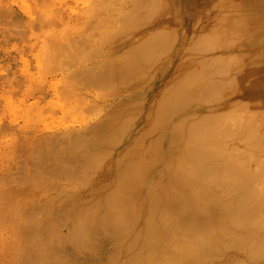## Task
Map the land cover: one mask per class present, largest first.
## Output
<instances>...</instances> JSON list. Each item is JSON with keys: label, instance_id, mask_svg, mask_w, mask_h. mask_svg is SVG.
I'll return each instance as SVG.
<instances>
[{"label": "bare ground", "instance_id": "obj_1", "mask_svg": "<svg viewBox=\"0 0 264 264\" xmlns=\"http://www.w3.org/2000/svg\"><path fill=\"white\" fill-rule=\"evenodd\" d=\"M227 2L226 0H0V6L2 4L5 6L0 10V16L2 14L0 19L7 24L6 26L0 24V27L1 25L6 29L9 27L11 34L18 36L17 31L13 33L14 28V31H11L12 24L9 22V25L7 20H14L12 23L17 22L12 26H17L18 29L23 23L22 20V23L20 21L18 23V17L13 15L10 17L11 10L14 14H22L20 17L25 20L26 24H23L27 25L25 27H28L27 23L30 24L35 20L50 24L52 22V27L44 23L45 28H51L45 31H41L43 29L41 23L39 25L41 30L37 25L39 32H36V28V30L32 29L34 27H31L32 23L30 24L31 29L43 37L45 43L42 42L41 46L43 48L46 44V51L43 49L47 53L50 50H47L48 40L56 39L58 42L59 39L60 44L62 40L64 44L69 41V36L76 35L79 39L86 36L85 29L88 28V32L89 29L94 30L101 41L98 39L97 45L92 46L93 48L87 47L90 51L87 55L84 53L83 57L93 63L78 72H69L73 73L69 76L71 78L69 81H67L69 78L64 76L67 82L63 80L65 82H63L65 84L63 91L73 94L74 97L80 96L82 92H77V87L83 82L86 88L92 87L104 91L103 96L101 91L100 94L95 93L96 97L101 95L97 98L103 99L104 95H109L112 100L111 103L105 104L107 109L105 117L97 123L93 121L94 124L86 129L79 126L80 128L75 127L72 130V127L65 131L64 127L60 134H57L58 130L56 136L52 135L54 137L50 136L51 133H47L48 137L43 138V141L39 138L45 147L40 143L42 151L38 154V160L31 163H36L33 166L37 165L38 171L42 169L41 179L47 175L44 178L48 180L51 177L49 183L51 179L54 180L53 185L50 183L51 188L45 187L47 191L52 189L53 195L51 198L46 194L47 191L46 193L42 191L45 195L41 192L44 198L46 195L47 199L51 198L44 199L47 200L44 201L48 205L47 207L45 205L47 209L40 204L43 201L38 202V205L44 207H41L42 210H46L45 214L39 209L40 205H31L30 202V207L36 206L42 213L39 217L34 214L36 218L42 217L38 222L34 217L30 218L33 215L27 214L29 209H26L25 203L23 211L27 210L26 213L21 207L25 199L30 201L32 188L28 187L25 192L9 194L12 199L20 202L21 205L17 203L16 205L21 214H25L23 220L26 214L32 220L29 223L26 222L28 219L21 220V224L22 221L23 224L28 223V225L24 224L27 226H25L27 230L23 229L25 233H21L20 230L21 234H25L22 235L23 239L27 236V242H21L26 243L28 248L26 252L22 246L26 253L24 252L25 257H22L23 262L20 263L23 250H20V254L19 251L14 250L17 252L11 254L14 264H79L78 260L74 259L76 255L72 256L74 260L68 256L64 257L63 254L68 250L66 247H70L73 254L76 253L78 256L85 254L92 258L101 251V243L105 238L113 242L112 244L110 241L111 245H114V251L110 252L112 256H109V260L107 258L104 264H204L210 259L209 257L211 260L216 257L215 259L219 261L223 256L226 261H231L227 264H264V51L260 52L262 55L259 58H253L256 44L260 39L264 40V26H260L264 24V18H257L261 16L257 11L258 5L252 9V12L244 11L242 8V11L234 17L231 7L236 6V3L227 4ZM238 3L243 7V2ZM246 4L249 8L254 7L252 0H246ZM5 10L10 12L6 13ZM3 12L9 14L7 16L10 20L3 19ZM33 12L37 16L32 15ZM24 28L22 27L23 30ZM27 34L26 31V37L19 35L22 40H27ZM36 34V37H40ZM31 37H34V34L31 33ZM56 40L53 42L56 43ZM93 40L96 39L92 38L90 42ZM86 42L90 43L88 40ZM262 43L259 42L260 45ZM4 46L2 45L3 48ZM80 49H75L78 55L76 54V57L74 55L73 58V63L81 62L75 65L78 69L87 61L81 58V50L84 49ZM58 50L54 53L51 50L52 54L49 55L53 58L47 57L46 60L40 47L35 50L44 56L43 64H48L47 60L51 61L47 70L46 67H44L45 71H40L43 70L41 67L40 70L37 68L43 76L52 75L54 71L56 74V70L62 69V58L67 56L61 52V49ZM38 56L37 58L42 57L39 54ZM35 60L37 64L41 63L39 59L35 58ZM43 64L39 66H45ZM70 69L67 72L73 70ZM29 76L31 79L32 74ZM46 81L52 80L46 79ZM61 81L59 80L60 83ZM56 82L57 86L51 85L53 86L51 89H54L52 92H55L56 87L57 89L61 87H58L60 83ZM46 87L44 89H47ZM27 88L30 89V86ZM238 89L242 93L237 95L236 99L233 97L234 101L229 102L231 103L229 108L238 104L247 106L241 109L240 106H235L239 110L233 108L234 112L232 110L228 112L229 109H226L228 113H225V110L222 113L229 105H226L228 102L224 105L221 101L223 98L220 97L227 92L231 95V92L235 93ZM230 95L228 97L231 99ZM72 96L70 97L74 99ZM77 97L76 99L79 98ZM82 97L84 101L90 102L86 103L90 105L88 108L93 109L96 103L93 106L90 97ZM228 97L225 99H229ZM23 98L19 100L24 101ZM50 99L53 100L51 97ZM80 99L81 97L79 101H75L76 106L78 102L83 101ZM241 99L247 102L241 104L245 102L240 101ZM207 102L210 105L215 104H212L211 109L204 108ZM59 104L60 107L62 106L60 111H64V106L67 104ZM83 104L84 107L88 106H85V102ZM54 107L57 108L59 105ZM95 108L91 110L93 113L96 112ZM51 111L54 109L51 108ZM193 115L197 116L194 120L187 119V117L194 118ZM2 125L1 123L0 128L6 127L5 124L4 127ZM7 128L0 130L7 133V130L13 126ZM18 142L15 140L14 144L22 146V143ZM30 147H27L29 152ZM40 148L37 149L41 150ZM35 155L32 154V157ZM32 159L30 160L29 157L28 161ZM30 165L28 163L31 170L32 165ZM36 174L39 175L38 172ZM28 175L25 174V180L26 176L28 179L35 178ZM37 178L32 182L30 180V183L36 181V185L41 188L43 183L40 184ZM44 178L43 180H46ZM25 180L19 183L16 180L17 183L13 184L22 186L26 184V182L22 184ZM1 182L2 180L0 184L3 185ZM43 182H45L43 185H49L46 181ZM3 183L5 184L4 181ZM36 185L34 187L38 189ZM0 198L5 200L3 197ZM16 205L15 208L12 205H9L12 208L7 206V209L10 208L7 212L5 211L7 209L4 210L10 218L13 209H17ZM17 213L19 215V212ZM17 213L15 212L13 217ZM1 214L0 217L4 215ZM38 214L40 213L37 211ZM3 217L0 219L1 222ZM16 221L20 224V220ZM65 227L68 228L67 233H61ZM12 240L15 242L16 238ZM65 249L67 250L64 251ZM14 255L17 256L18 263L15 262L17 259L13 257ZM10 260L11 258L8 259ZM11 262L8 263L13 264ZM210 262L209 264H212L213 261Z\"/></svg>", "mask_w": 264, "mask_h": 264}, {"label": "rangeland", "instance_id": "obj_2", "mask_svg": "<svg viewBox=\"0 0 264 264\" xmlns=\"http://www.w3.org/2000/svg\"><path fill=\"white\" fill-rule=\"evenodd\" d=\"M2 1V0H1ZM225 1V0H224ZM228 1V2H227ZM230 1H232V0H226V2H227V4L229 3V4H234V3H236V6H232L231 8V12H233L234 13V17L239 13V12H241L242 11V8H244V11H251L252 12V9L253 8H255V7H257V5H258V10H257V8L255 9V10H257V11H259V13L258 14H260L261 16L260 17H257V18H264V15H262V14H264V0H252V3H253V6L254 7H250L249 8V5L250 6H252V4L251 3H249V5L248 4H246V0H243V1H241V0H234V1H232V2H230ZM243 2L244 4H243V7L241 6V4L239 5V3L238 2ZM27 3V2H26ZM28 3H29V1H28ZM13 4V3H12ZM246 5H248V6H246ZM4 5L2 4L1 6H0V10H2L4 7H3ZM260 6V7H259ZM262 6V7H261ZM13 7L14 8H16L17 9V7L13 4ZM246 7V8H245ZM14 8H13V10H14ZM6 9V8H5ZM8 10V9H7ZM6 11V10H5ZM10 12V10L7 12L6 11V13H9ZM5 13V14H6ZM3 14H4V12H3ZM5 14H4V17H3V19H5V20H7V19H9L10 20V18H9V16H7V15H9V14H6V16H5ZM20 14L21 13H16V14H14L13 12H12V10H11V12H10V17H12V15L13 16H15L16 18H17V21H18V23H19V21L21 22V20L23 21V23L22 24H20V27H21V25H22V27L24 28L25 26H27V25H23V24H26L24 21L25 20H23V17H20ZM22 15V14H21ZM32 15H36L37 16V14H35L34 12H33V14ZM1 16H2V14H1ZM0 16V17H1ZM15 17H13V18H15ZM33 17V16H32ZM7 18V19H6ZM12 18V19H13ZM18 19H20V20H18ZM31 19V18H30ZM16 20V19H15ZM14 21V20H13ZM12 20L11 21H8L7 20V23L10 25V23L13 25V24H15L16 25V23L17 22H15V23H12L13 22ZM2 22V23H1ZM10 22V23H9ZM32 23V24H31ZM30 24L32 25H30L29 23H27L28 24V27H25L24 28V30L22 29V27L20 28V29H22V30H20V29H18L17 28V26H12V25H10L11 27H12V29H11V31H14L13 30V28L15 29V31L13 32V33H19L22 37L23 36H25L26 35V31H27V35H28V37H27V40H22V37L17 33V35L18 36H16L15 34H11L12 32H10V30H8V29H10L9 27H7V29H6V27H3V25H1V27H0V37H2V38H0V124L2 123L4 126H6V127H4L3 125H2V127H4L5 129L8 127L9 128V126L10 127H12L13 126V128H9V130H7V133H6V131H3L4 130V128H0V129H3V130H0V178H1V176H3V178H1L0 180H2V184L3 185H1L0 184V188H2V189H0V197H3L5 200H2L1 198V202H0V208H2L3 209V211L5 210V209H7L6 207L7 206H11L12 205V207H14L15 208V205H16V203L19 205L20 204V202L18 201V200H16V199H12L11 198V194H13V193H15V192H18V191H22V192H25L26 190H27V188L28 187H30V188H32V190H31V192L32 193H30V201L28 200V199H25L24 200V202L23 203H21L20 205H21V207H23L22 208V211L24 210V208H25V205H26V209H29L28 210V212H27V214H29L30 216H32V217H30L29 215H27L26 214V217H25V220H23L24 219V217L23 216H25V214L23 215V214H21L22 212L17 208V205H16V208L17 209H13V213H11L10 215L12 216V218H10L9 216H8V214H6L5 213V211L7 212V211H9L8 209H10V208H12V207H8V209L7 210H5L4 212L3 211H1L0 212V214L1 213H5L3 216H1L0 217V219H2V217L4 218L3 219V221L1 222V220H0V222H1V224H0V263H2V264H10V263H8V262H13L14 261V259L12 258V256H11V254L13 253V252H15L14 250L16 249V251H19L18 252V254H20V250H23V252L21 251V254L23 255H20L21 257V259L20 260H22V261H19L18 260V258H17V256L16 255H14L13 257H15V259H17L15 262H17L18 263V261H19V263L20 262H23V258L22 257H25V255H24V252H25V250H24V248L26 249V248H28L27 247V245H25L26 243H24L25 241L27 242V236L26 237H24L25 239H23L22 237L25 235V234H21V233H25V231L23 230V229H25L27 226L26 225H28V223L30 222V218H33L34 217V214L36 215V216H41V211L39 212V209H43L44 207H45V205H46V207L48 206L46 203H44V201L46 202L47 200H49V199H51L52 197H51V195H53L52 193V189H48V191H47V189L45 190V187H49L50 186V183H52V185H53V181L54 180H52L51 179V181H50V183L48 182V180L51 178L50 176V178H48V180H47V178H44V177H46V176H44L43 178L44 179H46V180H43V178L41 179V177L43 176V175H40V172H41V174H42V169L40 168V170L41 171H38V167H37V165L34 167L33 165L34 164H36L35 162H34V164L33 163H31V162H33V161H36L37 162V160H38V157H39V153H40V151H42V145H44L43 147H45V144H43V142L41 143L40 141H43L44 139H45V137L47 136L48 137V134L47 133H51V135L50 136H52V135H54V136H56L57 134H60L62 131H63V128L65 129V131L66 130H70V128H72L73 127V129L72 130H74V128L76 127V128H80V127H83V129L85 128L86 129V127H88L89 125H92V124H94V123H92L93 121L95 122V123H97V122H99V121H101L104 117H105V115H106V113H107V109H106V106H105V104L107 105L108 103H111L112 102V100H111V97L109 96V95H104V97H103V99H99V98H97V97H99V96H101V95H99V96H97L96 97V95H95V93L96 94H100V92L99 91H101V94H102V96H103V92H102V90H98V89H92V87H88V88H86L85 87V85H84V83L83 82H81V84H79L80 82L78 81V84H79V86L77 87V92L78 91H80V92H82V93H80V96L79 95H76V96H78L79 98L81 97V99L80 100H83L84 98L82 97V96H85V97H90V101H91V104H93V106H94V104H95V106H94V108L95 107H97V109H96V112H98V113H96L95 111H94V113L91 111V110H93L94 108L92 107V105H91V107L93 108V109H89L90 107V105H88V104H86V103H90V102H86V101H80V102H78L79 101V98L78 99H76V96L74 97V96H72L73 94H69V93H64V91H63V88H64V86H65V82H67V81H69L71 78L69 77V76H71L73 73H75V71L76 72H78V71H80L82 68H85V67H87L90 63H93L92 61H88L87 59V61L85 60V58L83 59V57L85 56V55H87L88 53H89V51L90 50H88L89 48H87V47H92V46H95V45H97V43H98V39H100V41H101V38H97V33H95V31L94 30H92V29H89L90 31V33H92V34H88L89 32H88V28L87 29H85L84 30V32H85V35L84 34H82V36L84 35L85 37H83V38H79V39H77L78 37H76V35H72V37L71 36H69L68 37V40L69 41H67V42H65L66 44H68V45H66L65 43L63 44V40H62V43L60 44V42H59V39H58V42H57V40L56 39H53L52 41L51 40H48V41H46V43H48L47 44V47H49V48H47V50L48 49H50L49 50V53H47V52H45L46 51V44H44V46L45 47H43L44 49H45V51H44V49L42 48V46H41V43L43 42V37H41L40 36V34L39 33H37L38 34V36H40V37H36L35 36V31L34 30H32V29H37V25L39 26L40 25V23H41V27L43 28L42 30H41V27L39 26L38 27V29L40 28V30L41 31H45V30H47V29H51L50 27H52V22H51V24H50V22H40V21H37V20H35V21H32ZM33 23H36V24H33ZM38 23V24H37ZM44 23H45V25H47V26H50L49 28H45V25H44ZM47 23V24H46ZM0 24H4L5 26L7 25L6 24V21H5V23H3V20H1L0 19ZM18 25V24H17ZM34 25V26H33ZM36 25V26H35ZM34 27V28H32L31 29V27ZM46 26V27H47ZM260 26H264V24H261ZM16 27V28H15ZM6 29V30H5ZM20 30V32L18 31V30ZM35 29V30H36ZM38 29L36 30V32L38 31ZM5 32V34L3 35V33ZM17 31V32H16ZM34 31V32H33ZM92 31H94V32H92ZM25 32V34H23ZM39 32V31H38ZM31 33L32 34H34V37H31ZM94 33H95V35H96V37L94 36ZM8 34H10V35H8ZM36 34V35H37ZM20 36V37H19ZM94 39H96L95 41L93 40V42L92 43H94L95 42V44H92L91 42H90V40H92V38ZM11 37V38H10ZM26 37V36H25ZM24 37V38H25ZM42 38V39H41ZM87 38H89V39H87ZM26 39V38H25ZM82 39H83V41H84V43H85V45H83L84 43H83V41H82ZM11 40V41H10ZM56 40V43H58V44H56L55 42H53V41H55ZM74 40V41H73ZM76 40V41H75ZM86 40H88V42H90V43H87L86 42ZM261 40V39H260ZM259 40V42H264V40H261L260 41ZM1 41H2V43H1ZM30 43H29V42ZM80 41H81V43H83V44H81L80 43ZM9 42H10V44H9ZM49 42H51V44H49ZM78 42V44H76ZM259 42L256 44L257 45V47L255 48V50L253 51V48H252V51H253V58H259L262 54L260 53V52H262V51H264V47H262V46H264V43H262L261 45L259 44ZM6 43H8V44H6ZM19 43V44H18ZM26 43V44H25ZM43 43H45V42H43ZM54 43V44H53ZM4 44H5V46H4ZM18 44V47L16 46ZM71 44V45H70ZM73 44V45H72ZM91 46H90V45ZM2 45L4 46V48L2 47ZM8 45V47H6ZM21 45V46H20ZM43 45V44H42ZM50 45V46H49ZM61 45V46H60ZM64 45V46H63ZM66 45V46H65ZM52 46V47H51ZM14 47V48H13ZM40 47V51L42 52V54H44L46 57H45V60H46V58L48 57V59H51V58H53L52 56H50L49 54H52V51H53V53L54 52H58L59 50L58 49H61V52L65 55V56H67V58L66 57H63L62 58V65H61V67H62V69L61 70H59V71H62L63 72V77H61L62 76V72H59L58 70H56V74H54L55 73V71L53 72V76L51 75H47V74H44V76H45V78H44V76L40 73V72H38V70H40L41 68H43V70H40V71H45V68L44 67H46V70L48 69V67L50 66V60H47L48 61V64H49V66H48V64L46 63V64H43L44 62L43 61H45L44 60V56L41 54V52H37V51H39V50H37V51H35L36 49H38ZM61 47V48H60ZM69 47V48H68ZM76 47V48H75ZM81 49H84V50H81ZM98 47H100V44H99V46ZM260 47V48H259ZM52 48V49H51ZM57 48V49H56ZM87 48V49H86ZM93 48V47H92ZM71 49V50H70ZM75 49H80L81 51H82V56H81V58L83 59V60H85L86 61V63L84 64V62L82 61V59H80V61H82L83 63L81 64L82 65V67L81 66H79V68L80 69H78V67H76L75 65L76 64H80V63H73V58H74V55H75V57L78 55V53H76V51L77 50H75ZM45 52H43V51ZM52 50V51H51ZM70 50V51H69ZM88 51V52H86V51ZM92 50V49H91ZM10 51V52H9ZM17 51V52H16ZM36 53H35V52ZM66 51V52H65ZM95 51H97V50H95ZM252 51H251V54H252ZM259 51V52H258ZM9 52V53H8ZM22 52V53H21ZM25 52H26V54H25ZM68 52H71V53H68ZM7 53V54H6ZM47 53V54H46ZM84 53H85V55H84ZM10 54V55H9ZM22 54H24V55H22ZM30 54V55H29ZM36 54H37V56H36ZM38 54L40 55V57L42 56L43 57V60H42V57L41 58H37V57H39L38 56ZM72 54V55H71ZM77 54V55H76ZM7 55V56H6ZM29 55V56H28ZM48 55V56H47ZM63 55V56H64ZM25 56V57H24ZM73 56V57H72ZM24 58H25V60H24ZM35 58L38 60L39 59V61H41V63H39L38 62V64H37V61L35 60ZM65 58V59H64ZM10 59V60H9ZM64 59V60H63ZM72 59V60H71ZM97 59V58H96ZM95 59V62L97 61V60H99V58L96 60ZM68 60V61H67ZM70 60V61H69ZM27 63H26V62ZM35 63H34V62ZM65 61V62H64ZM72 61V62H71ZM29 62V63H28ZM64 63V64H63ZM71 63H73L72 65H71ZM88 63V64H87ZM33 64V65H32ZM41 64H43V65H45V66H39V65H41ZM84 64V65H83ZM20 65H21V67H20ZM30 65V66H29ZM65 65V66H64ZM67 65H69V66H67ZM86 65V66H85ZM3 66H5V68L3 67ZM24 66V67H23ZM74 66H75V68H74ZM29 69H28V68ZM33 67V68H32ZM39 67H41V68H39ZM67 67H69V68H67ZM70 67H71V69H70ZM37 68H39L38 70H37ZM66 68H67V70H72V71H68L67 72V70H66ZM11 69V70H10ZM27 69V70H26ZM26 70V71H25ZM29 70V71H28ZM34 70H35V72H34ZM66 72V74L67 75H65V72ZM4 71V72H3ZM33 71V73H31ZM38 72V74H37V72ZM58 71V72H57ZM12 72H14V73H12ZM71 72H73L72 74H70ZM8 73H10V74H8ZM23 73V74H22ZM45 73V72H44ZM46 73H48V72H46ZM69 73V74H68ZM6 74V75H5ZM29 74L31 75L32 74V78L30 79L29 77ZM33 74H35L34 76L35 77H33ZM61 74V75H60ZM42 75V76H41ZM59 75V76H58ZM2 76V77H1ZM5 76V77H4ZM14 76H16V77H18L17 79H16V77H14ZM22 76V78H19V77H21ZM29 76V77H28ZM52 77V79L50 78V77ZM64 76H66V78H69V79H67V81H65L66 80V78L64 77ZM7 77V78H6ZM47 77V78H46ZM49 77V78H48ZM54 77V78H53ZM59 77H61V79H62V81H61V79L59 78ZM36 78V79H35ZM57 80H56V79ZM65 78V79H64ZM18 79H19V81H18ZM21 79V80H20ZM41 79V80H40ZM42 79H44V80H42ZM46 79L47 80H52L51 82L50 81H46ZM59 80L61 81V83L59 82ZM65 82H64V81ZM11 81H16V82H12V83H17V84H15L16 86H18L19 85V87H15V85H13L12 83H11ZM23 81V82H22ZM33 81H35V82H33ZM36 81H37V83H36ZM41 81V82H40ZM56 81H58L59 83H60V85H58V87H60V88H58L57 89V87L55 88V92H52V91H54V89H51V88H53V86H51V85H56L57 86V82ZM6 82V83H5ZM21 82V83H20ZM46 82V83H45ZM50 82V83H49ZM57 84H56V83ZM64 82V83H63ZM8 83V84H7ZM42 83L45 85H42ZM10 84V85H9ZM32 84H34V85H32ZM48 84H50V85H48ZM62 84H64V85H62ZM13 85V86H12ZM40 85V86H39ZM43 87H42V86ZM55 85H54V87H55ZM81 85V86H80ZM30 86V89L29 88H27V87H29ZM38 87V88H34V87ZM47 86V87H46ZM23 87V88H22ZM47 88V89H44V88ZM80 87H83V88H80ZM85 87V88H84ZM12 88V89H11ZM17 89V90H16ZM23 89V90H22ZM27 89V90H26ZM28 89H29V91H28ZM37 89V90H36ZM48 89H50L49 90V92H46V91H48ZM79 89H81V90H83V91H81V90H79ZM241 89V88H240ZM240 89H238V90H236V92L235 93H233V92H231V95H230V92H227V93H225V94H223L222 95V97H220V98H223L221 101H222V103L224 104L225 102H228L226 105H229V104H231V103H229L230 101H234V98L235 97H237V95H239V94H241L242 92H239L240 91ZM31 90V91H30ZM61 90V91H60ZM92 90V91H91ZM98 90V91H97ZM24 91V92H23ZM57 91V92H56ZM59 91V92H58ZM86 91H88V92H86ZM91 91V92H90ZM232 91H235V90H232ZM14 92V93H13ZM22 92V93H21ZM27 92V93H26ZM31 92H33V93H31ZM61 92H63V94H61ZM84 92V93H83ZM99 92V93H98ZM55 93H60L59 95L57 94H55ZM78 93V94H79ZM92 93V94H91ZM233 93V94H232ZM5 96H7V97H5ZM23 94V95H22ZM32 94H33V96H32ZM36 94V95H35ZM49 94V95H48ZM65 94H67V95H65ZM91 94V95H90ZM226 94H229L230 95V97H231V99L228 97L229 95H226ZM15 95V96H14ZM27 95V96H26ZM41 95H43V97L41 96ZM45 95V96H44ZM56 95V96H55ZM68 95H69V97H68ZM90 95V96H89ZM225 95V96H224ZM23 96H24V98H23ZM31 96V97H30ZM36 98H35V97ZM67 98H66V97ZM70 96H72V97H74V99L73 98H71ZM91 96H93L92 98H91ZM229 98V99H225V98H227V97ZM4 97V98H3ZM10 97H12L11 99H10ZM19 97V98H18ZM40 97V98H39ZM50 97L51 98H53V100L52 99H50ZM60 97V98H59ZM62 97V98H61ZM20 98H23L22 100H24V101H20L21 99ZM28 98V99H27ZM64 98V99H63ZM68 98H71V99H68ZM83 98V99H82ZM105 98V99H104ZM3 99V100H2ZM9 99L11 100L10 102H9ZM18 99V100H17ZM20 99V100H19ZM33 99V100H32ZM40 99H41V101H40ZM56 99H57V101H56ZM68 99V102L66 101ZM73 99V100H72ZM92 99H95V101L94 100H92ZM236 99V98H235ZM29 102H28V101ZM39 100V101H38ZM55 100V101H54ZM61 102H60V101ZM71 100V101H70ZM76 100H78L77 102V106L80 108V109H78V107L76 106V103H75V101ZM111 100V101H110ZM223 100H226V101H223ZM229 100V101H228ZM242 100H244L245 102H241V104L242 103H246L247 101L245 100V99H241L240 101H242ZM43 101V102H42ZM93 101V102H92ZM238 101V100H237ZM236 101V102H237ZM240 101H238L239 103H240ZM250 101V100H249ZM248 101V102H249ZM24 102V103H23ZM28 102V103H27ZM39 102V103H38ZM41 102V103H40ZM49 102H51V104L53 105V103H56V104H54L53 105V107H51L52 105L51 104H49ZM66 102V103H65ZM72 102V103H71ZM74 102V103H73ZM85 102V106H87V107H84V103ZM108 102V103H107ZM237 102V103H238ZM8 103V104H7ZM23 103V104H22ZM45 103V104H44ZM59 103H61V105H62V103H64V104H67V106H64V111L63 110H61L60 111V109H62V106L60 107V104ZM211 103V102H210ZM221 103V104H222ZM39 106H38V105ZM42 104H43V106H42ZM63 104V105H64ZM69 104H71L70 105V107L72 106H76L75 107V109H74V107H73V110H72V107H71V109H69L70 107L68 106ZM98 104V105H97ZM212 104H215V103H212ZM210 105L208 102H207V104L205 103L204 104V108H210L211 106H213V105ZM224 104V105H225ZM51 105V106H50ZM57 106V105H59V107H54V106ZM82 105V106H81ZM97 105V106H96ZM235 105V104H234ZM233 105V106H234ZM243 105V104H242ZM242 105H240V104H238V105H235V106H240V109L241 108H244V107H246L247 105L246 104H244V105H246V106H242ZM105 106V107H104ZM232 107L231 109L229 108L230 107V105L229 106H227L226 108H224L223 109V111H222V113H224V110H225V113H228V112H230L231 110L233 111V108H235L236 110L238 109L239 110V108H236V107ZM32 107V108H31ZM47 107H48V109H50V111H48V109H47ZM85 109H84V108ZM89 107V108H88ZM3 108H4V110H3ZM43 108V109H42ZM51 108H52V110L54 109V111H51ZM212 108V107H211ZM210 108V109H211ZM17 109V110H16ZM23 109V110H22ZM41 109V110H40ZM44 109L46 110V111H44ZM98 109H99V111H98ZM226 109H229V110H227L226 111ZM234 109V110H235ZM79 112H78V111ZM81 110H83V111H81ZM87 110H88V112H87ZM18 111H19V113H18ZM63 111V112H62ZM73 111V112H72ZM76 111V112H75ZM86 112V114H85V112ZM220 110H218V112H219ZM2 112V113H1ZM5 112V113H4ZM15 113V114H12V113ZM32 112V113H31ZM42 112H43V114H42ZM47 112V113H46ZM234 112V111H233ZM236 112V111H235ZM41 113V114H40ZM52 115H51V114ZM77 113H79V114H77ZM84 113V114H83ZM92 115H91V114ZM217 113V111L215 112V114ZM9 116H8V115ZM32 114V115H31ZM62 114V115H61ZM64 114L66 115V116H64ZM90 114V115H89ZM97 116H96V115ZM212 114H214L213 112H212ZM6 115H7V117H6ZM18 115V116H17ZM68 115V116H67ZM81 115H83L84 116V118H83V116H81ZM39 116V117H38ZM189 116V115H188ZM195 115H193V117H194ZM20 117V118H19ZM51 117V118H50ZM63 117V118H62ZM66 117V118H65ZM70 117V118H69ZM197 116H195L194 118H189V117H187V119L188 120H194L195 118H196ZM198 117H200V116H198ZM3 118V119H2ZM18 118V120H15V119H17ZM38 118V119H37ZM47 121V123H45V120ZM62 118V119H61ZM81 118V119H80ZM7 119V120H6ZM55 119H57V120H55ZM61 120V121H59V120ZM67 119V120H66ZM11 120V121H10ZM20 120V121H19ZM43 120H44V122H43ZM63 121V122H62ZM67 121V122H66ZM69 121V122H68ZM74 121H79L78 123L77 122H74ZM9 122V123H8ZM42 122V123H41ZM52 122V123H51ZM85 122H86V124H85ZM18 123V124H17ZM25 123V124H24ZM28 123V124H27ZM59 123V124H58ZM65 123V124H64ZM69 123V124H68ZM72 123V124H71ZM88 123V124H87ZM43 124V125H42ZM47 124V125H46ZM52 124H54V125H52ZM71 124V125H70ZM81 124V125H80ZM83 124V125H82ZM49 125V126H48ZM64 125V126H63ZM73 125V126H72ZM14 126H15V128H14ZM57 126V127H56ZM80 126V127H79ZM85 126V127H84ZM69 127V128H68ZM7 128V129H8ZM50 128V129H49ZM14 129V130H13ZM58 130H59V132H58ZM4 132V133H2V132ZM16 131H18V133L16 132ZM61 131V132H60ZM41 132V133H40ZM43 132V133H42ZM54 132V133H53ZM58 132V133H57ZM55 133H57L56 135H55ZM14 134V135H13ZM5 135H7V137L5 136ZM13 135V136H12ZM12 136V137H11ZM54 136H52V137H54ZM60 136V135H59ZM13 138H14V141L15 140H17V142L19 141L20 143H22L21 145L22 146H20V145H18L17 144V146H16V143L14 144V141H12L13 140ZM15 138H17V139H15ZM18 138H20V140L18 139ZM37 138H38V141H39V138H42L40 141H39V143H38V141H37ZM44 138V139H43ZM30 141V143H28L29 141ZM37 142H36V141ZM5 141V142H4ZM25 141H27V143H25ZM31 141H33V142H31ZM4 142V143H3ZM18 142V143H19ZM9 143V144H8ZM19 143V144H20ZM37 144L36 146H34V144ZM42 145H41V144ZM6 144H8L7 146H6ZM23 144H24V146H23ZM26 144V145H25ZM39 144L41 145V146H39ZM10 145V146H9ZM30 147V146H34L33 148H31V150H30V152H29V150L27 149V147ZM41 147L40 149L41 150H38L37 148H39V147ZM3 147V148H2ZM15 147L17 148V149H15ZM24 147H25V149H24ZM29 148V149H30ZM7 151H6V150ZM12 149H13V151L15 152H13L12 151ZM15 149V150H14ZM19 149H21V150H19ZM27 149V150H26ZM34 149L36 150V151H34ZM44 149V148H43ZM17 150V151H16ZM33 150V151H32ZM24 151H25V153H24ZM26 151H28V152H26ZM37 151H39V152H37ZM8 152V153H7ZM32 152V153H31ZM23 153V154H22ZM29 153H31L30 154V160L32 159V158H34L35 156H36V158H34V159H32V161H28V159H29V157H28V155H29ZM34 153H36V155L34 154ZM19 154V155H18ZM26 154V155H25ZM32 154L33 155H35V156H33L32 157ZM12 155V157H10ZM25 157H24V156ZM19 156V157H18ZM26 159H24L23 157ZM18 157V160H20V162L16 159ZM28 157V158H27ZM32 157V158H31ZM20 158V159H19ZM21 159H23V160H21ZM36 159V160H35ZM17 163H16V162ZM22 162H25V163H22ZM6 163V164H5ZM28 163L29 164H31L30 166V168H31V170H33V171H35L34 173H30V172H33V171H31L30 169H29V167H28ZM22 164H23V166L25 167H23L22 166ZM7 165V166H6ZM9 165V166H8ZM11 165V166H10ZM18 165H20V167L18 166ZM12 166H13V168H12ZM17 169H16V168ZM24 168V169H23ZM4 169V170H3ZM9 169V170H8ZM10 169H12V170H10ZM2 170V171H1ZM23 170V171H22ZM24 170H25V172H24ZM28 170V171H27ZM29 170H30V172H29ZM37 170V171H36ZM5 172V173H4ZM16 172V173H15ZM30 174H29V173ZM39 173V175H37L36 173ZM21 173V174H20ZM17 174H19V175H17ZM25 174L26 175H28V177H35V178H32V179H28L27 178V176H26V180L24 179L25 178ZM36 174V175H35ZM6 175V176H5ZM10 176V177H9ZM18 176H19V178L21 179L20 181H19V178H18ZM24 176V177H23ZM5 177H6V179H5ZM36 177H38L37 178V181L39 182H41L40 184H45V182H43V181H46V183H49V185H47V186H45V185H41V188H40V186L38 187L36 184H37V182L35 181V182H33V183H30V180H31V182H32V180H36ZM10 178V179H9ZM15 178H18V179H15ZM5 179V180H4ZM8 179V180H7ZM27 179H28V182H26L27 181ZM42 181H41V180ZM17 180V182L19 183V182H21L22 180H25V181H23L22 182V184L24 183V182H26V184H23L22 186H20L19 184L18 185H15V184H13V183H17V182H15ZM3 181L5 182V184L3 183ZM10 181V182H9ZM11 181H14V182H11ZM7 183H8V185H7ZM9 183H12L11 185H9ZM21 184V183H20ZM39 184V183H38ZM39 184V185H40ZM4 185H7V186H4ZM27 185V186H26ZM32 185V186H31ZM34 185H36L37 187H38V189H36V187H34ZM51 185V186H52ZM15 186V187H14ZM17 186V187H16ZM51 186H50V188H51ZM10 187V188H9ZM21 187V188H20ZM15 188V189H14ZM33 188L35 189V190H33ZM40 188V189H39ZM44 188V189H43ZM45 192V191H47L48 193H46L47 195L49 194V196L51 197V198H48L47 199V195H46V198H44L43 196H41V192ZM10 192V193H9ZM42 192V194L43 195H45V193H43ZM40 193V195H38ZM10 194V195H9ZM40 196V198H38ZM48 196V197H49ZM35 198V199H34ZM42 198V199H41ZM31 199H32V201H31ZM38 199V200H37ZM44 199H47V200H44ZM27 200L29 201L28 203H29V207L32 205V204H37L38 205V202L40 203V201L42 202V203H40V204H42V205H44V207L42 206V205H40V207H39V209L36 207V206H34L35 208H33V206L32 207H28V203H27ZM26 201V202H25ZM30 202H32L31 203V205H30ZM6 205H5V204ZM25 203V205H23ZM4 204V205H3ZM38 205V206H39ZM19 207V206H18ZM41 207H43V208H41ZM45 207V209H47ZM37 208V209H36ZM31 209L33 210V211H31ZM34 209H36L37 211H38V213H40V214H38L37 215V211L36 210H34ZM14 210H18V211H15L16 213L17 212H19V215H18V213L16 214V215H14V217H13V214H15V212H14ZM26 211L27 210H25V211H23L24 213H26ZM42 211H44V214H45V211L46 210H42ZM34 212V213H33ZM32 213V214H31ZM43 214V215H44ZM2 215V214H1ZM8 216V217H7ZM7 217V218H6ZM28 217H30V218H28ZM14 218V220L12 221V219ZM10 219V220H9ZM26 219H28L27 221H26ZM34 219H37L38 220V222H40L39 220L41 219L42 220V217H40V218H36V217H34ZM33 219V220H34ZM6 220V221H5ZM16 220H20V224H21V220H23V221H26V222H28V223H26V222H24V224H26L25 226H24V224H23V221H22V224L20 225L19 224V222H17ZM36 220V221H37ZM5 221V222H4ZM32 221V220H31ZM35 221V220H34ZM5 223H7V224H5ZM14 223V224H13ZM18 223V224H17ZM17 224V225H16ZM7 225V226H6ZM24 226V228H23V226ZM5 226V227H4ZM12 228V229H11ZM14 229V230H13ZM66 229H68V228H64V229H62V231H61V233L62 232H64V233H67V231L68 230H66ZM12 230V231H11ZM20 230H21V233H20ZM26 230H27V228H26ZM14 231H16V232H14ZM22 231H24V232H22ZM13 233V234H12ZM12 234V235H11ZM21 234V236H19ZM23 235V236H22ZM26 235H27V231H26ZM14 236V237H13ZM12 238H16V240H14L15 242H13V240H12ZM20 238H22V239H20ZM2 239V240H1ZM6 239V240H5ZM106 239V238H105ZM105 239H103L102 241L104 242H102L101 243V251H98V253H97V255L95 256H93L92 258H91V256H89L88 257V255H86L87 256V258H86V256H85V254L84 255H82V254H80V255H82L81 257H80V255L78 256V254H76L75 252V254H73L72 252V249H71V251H70V247H66L67 249H65L64 251H66V253L65 254H63L64 255V257L65 258H67V256L68 257H71L70 259L72 260L73 259V257H75V255H76V257L74 258V259H76L75 261H77V263H79V264H85V262H86V264H104L106 261H107V258H108V260H109V256H112V254L111 253H113V252H111L112 250L114 251V248H113V246L114 245H111V243L113 244V242L111 241V243H110V241H109V239L107 240L106 239V241H104ZM18 240H20V241H18ZM4 241H6V243L4 242ZM21 241H24V242H21ZM108 241V242H107ZM3 242V243H2ZM20 244V243H22V245H19L18 243ZM11 243V244H10ZM14 245H13V244ZM5 244H7V246L5 245ZM9 244H10V246L12 247L13 246V248L11 249V247L9 246ZM25 245V246H24ZM105 245V246H104ZM15 246H18V247H20V249L17 247H15ZM24 248H23V247ZM111 246V247H110ZM2 247H4L3 248V250H2ZM6 247V248H5ZM23 249H22V248ZM103 247V248H102ZM10 248V249H9ZM18 249V250H17ZM11 250V251H10ZM100 250V249H99ZM69 251V252H68ZM109 251V252H108ZM26 252H27V249H26ZM25 252V253H26ZM111 252V253H110ZM10 253V254H9ZM63 253V252H62ZM104 253V254H103ZM15 254H17V252H15ZM111 254V255H110ZM66 255V256H65ZM71 255V256H70ZM103 255V256H102ZM106 255V256H105ZM11 256V257H10ZM19 256V255H18ZM73 256V257H72ZM85 256V257H84ZM77 257H78V259H77ZM11 258V260L10 261H8V259H10ZM79 258H81L80 260H79ZM84 258V259H83ZM210 258V259H209ZM208 259V261L206 260V262H204V264H209V261H213L212 262V264H215L216 262L219 264H221V262L223 263H225V264H227V262L228 261H226L225 259H224V256L223 257H221V259H220V256H219V261H218V259H215V258H212L213 260H211V257H209ZM218 258V257H217ZM6 259H7V261H6ZM13 259V260H12ZM73 259V260H74ZM93 259V260H92ZM215 259V260H214ZM81 260H83V261H81ZM106 260V261H105ZM80 261V262H79ZM105 261V262H104ZM11 262V263H12ZM210 262V263H211ZM229 262H231V261H229ZM228 262V263H229ZM18 263V264H19ZM216 263V264H217ZM223 263V264H224ZM13 264H14V262H13ZM16 264V263H15ZM22 264V263H21Z\"/></svg>", "mask_w": 264, "mask_h": 264}]
</instances>
